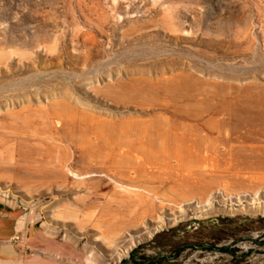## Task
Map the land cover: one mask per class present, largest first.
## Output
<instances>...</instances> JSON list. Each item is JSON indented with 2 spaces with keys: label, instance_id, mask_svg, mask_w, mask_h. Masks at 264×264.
Returning a JSON list of instances; mask_svg holds the SVG:
<instances>
[{
  "label": "rangeland",
  "instance_id": "374dc122",
  "mask_svg": "<svg viewBox=\"0 0 264 264\" xmlns=\"http://www.w3.org/2000/svg\"><path fill=\"white\" fill-rule=\"evenodd\" d=\"M166 78L210 106L223 176L187 156L132 180L57 116L195 127ZM0 204L19 221L0 264H264V0H0Z\"/></svg>",
  "mask_w": 264,
  "mask_h": 264
},
{
  "label": "bare ground",
  "instance_id": "6f19581e",
  "mask_svg": "<svg viewBox=\"0 0 264 264\" xmlns=\"http://www.w3.org/2000/svg\"><path fill=\"white\" fill-rule=\"evenodd\" d=\"M160 84L167 86L169 92L167 99L176 104V107L188 115L191 121L196 122L195 127H193L192 124L194 123L192 122H179L165 116L127 120L118 125L87 112H76L74 107L64 102L55 103L57 116L60 120L66 122H70L74 117L79 116L83 124L89 123L91 125V132H88L89 136H87L89 154L95 157L113 154L115 162L132 164L134 167L120 169L122 175H126L132 180L140 179L143 176L162 177V171L153 170V174H150V171L144 167L149 166V164L145 162L158 163L162 168H169L168 159H181L187 156H190L192 161L196 162H186L187 165L193 166L200 162L210 164L216 171L215 176H223L222 172L226 169L221 170L222 168L219 169L217 165H214L205 152L207 148L214 145L213 142L208 141L215 140L210 131L202 129L205 125L212 130L215 122L213 116L206 120L202 119L205 113L212 111L210 106H205L207 101L204 100V97H201L199 91L180 84L178 79H161ZM149 86L151 87L152 83ZM128 93L132 96L142 95L139 89L129 90ZM144 96L155 99L151 91L144 94ZM81 127L84 129L82 131L85 134V128ZM84 140H86L85 137ZM240 151L239 154L244 158H254L252 152L244 151L241 153ZM204 170L206 169L202 168L200 171L204 172ZM198 174L200 175V172ZM130 191L131 194L140 195L138 190ZM129 235L131 236V234Z\"/></svg>",
  "mask_w": 264,
  "mask_h": 264
},
{
  "label": "crops",
  "instance_id": "0c3cea01",
  "mask_svg": "<svg viewBox=\"0 0 264 264\" xmlns=\"http://www.w3.org/2000/svg\"><path fill=\"white\" fill-rule=\"evenodd\" d=\"M19 221L13 216V212L0 204V239H9L15 236Z\"/></svg>",
  "mask_w": 264,
  "mask_h": 264
},
{
  "label": "trees",
  "instance_id": "16d2710c",
  "mask_svg": "<svg viewBox=\"0 0 264 264\" xmlns=\"http://www.w3.org/2000/svg\"><path fill=\"white\" fill-rule=\"evenodd\" d=\"M221 251H228L227 248H221Z\"/></svg>",
  "mask_w": 264,
  "mask_h": 264
}]
</instances>
